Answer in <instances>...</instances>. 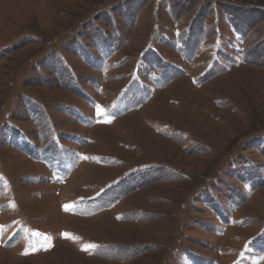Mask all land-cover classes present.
<instances>
[{
  "label": "rangeland",
  "instance_id": "rangeland-1",
  "mask_svg": "<svg viewBox=\"0 0 264 264\" xmlns=\"http://www.w3.org/2000/svg\"><path fill=\"white\" fill-rule=\"evenodd\" d=\"M0 264H264V0H0Z\"/></svg>",
  "mask_w": 264,
  "mask_h": 264
},
{
  "label": "snow or ice",
  "instance_id": "snow-or-ice-1",
  "mask_svg": "<svg viewBox=\"0 0 264 264\" xmlns=\"http://www.w3.org/2000/svg\"><path fill=\"white\" fill-rule=\"evenodd\" d=\"M68 206L66 205L65 208H67ZM26 254V253H25Z\"/></svg>",
  "mask_w": 264,
  "mask_h": 264
},
{
  "label": "bare ground",
  "instance_id": "bare-ground-1",
  "mask_svg": "<svg viewBox=\"0 0 264 264\" xmlns=\"http://www.w3.org/2000/svg\"><path fill=\"white\" fill-rule=\"evenodd\" d=\"M250 119V118H249ZM173 125V124H172ZM179 129V128H178ZM197 138V137H196ZM142 146V145H141Z\"/></svg>",
  "mask_w": 264,
  "mask_h": 264
}]
</instances>
